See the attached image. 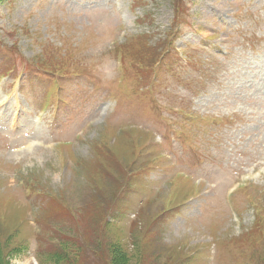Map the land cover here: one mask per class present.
<instances>
[{
  "label": "rangeland",
  "instance_id": "1",
  "mask_svg": "<svg viewBox=\"0 0 264 264\" xmlns=\"http://www.w3.org/2000/svg\"><path fill=\"white\" fill-rule=\"evenodd\" d=\"M191 1L194 3L190 11L191 30L181 34L176 46L208 38L204 43L210 44L206 53L211 59L225 58L230 53L224 66L230 69L233 88L226 93L233 105H213L209 94L191 102L183 97L186 90L183 87H177L178 90L173 87V91L178 103H186L189 111L181 112L178 106L168 105L167 88L160 95L157 92L159 105L155 108L134 96L132 100L150 115L170 124L173 121L169 117L193 120L198 115L206 118L243 115L244 121L234 126L186 121L184 124L196 139L201 159L180 165L181 170L169 168L165 161L159 162L151 166L153 171L141 175L147 178L139 180L133 177V170L121 168L128 160L115 158L123 155L124 149L128 150L121 140L113 139L112 149L107 147L106 153H96L102 128L106 123L114 125L117 114L112 113V101L103 100L104 87L100 92L94 90L97 84L83 76L114 86L118 69L111 54L107 55L109 48L126 37L147 31L148 26L151 28L146 23L149 17L141 21L148 26L138 23L149 13L155 19V35L162 37L173 21V0H0V70L4 63L3 47L44 67L43 58L50 52V41L58 46L63 44L61 53L72 51L88 63L83 65L85 75L62 84L59 96L64 102L58 114L50 107L41 108L39 113L41 105L47 106L50 101L47 95L52 93L53 97V90L45 76L33 73L23 78L26 104L21 117L13 119L9 112L6 114L5 104L0 103V136L9 139L5 144L0 142V264H256V259L264 261V226L255 225V213L245 211L242 206V212L236 214L226 197L222 204L213 203L220 192L219 186L195 187L202 173L211 183L220 181L228 187L237 181L239 171H221L234 165L230 158L234 150H250L255 145L259 159L264 162V131L251 133L252 119L264 124V0ZM8 33L14 37L7 36ZM224 73L223 70L221 79ZM168 78L169 75H164V79ZM0 84L14 91L20 87L21 80L4 78ZM133 101L124 120L129 117ZM22 116L24 123L34 116L41 119V127L36 128L40 132L27 130L21 122ZM15 121L19 126L12 130ZM36 132L42 136L38 142L34 141ZM147 138L140 136L142 142ZM58 141L75 143L71 148L53 147ZM91 153L90 161H73L74 154L87 159ZM245 162L241 178L251 190L258 187V193L253 196L264 205V171L253 173L250 158ZM19 168L24 169V174L36 176L30 178L36 188L35 197L29 201L21 193L24 180ZM180 174L188 176L195 186L176 189L170 185L172 177ZM47 190L51 196L43 198ZM243 198H239L242 203ZM148 200L153 203L147 204ZM221 209L224 211L218 218L216 210ZM218 220L223 227L216 225L214 231L210 225ZM243 234L246 238L242 242L229 239Z\"/></svg>",
  "mask_w": 264,
  "mask_h": 264
},
{
  "label": "bare ground",
  "instance_id": "2",
  "mask_svg": "<svg viewBox=\"0 0 264 264\" xmlns=\"http://www.w3.org/2000/svg\"><path fill=\"white\" fill-rule=\"evenodd\" d=\"M20 120H21V119H20ZM20 123H21V122H20ZM22 123H23V122H22ZM20 125H21V124H20ZM18 128H19V127H18ZM22 128H23V126H22ZM22 130H23V129H21V131H20V132H22Z\"/></svg>",
  "mask_w": 264,
  "mask_h": 264
}]
</instances>
